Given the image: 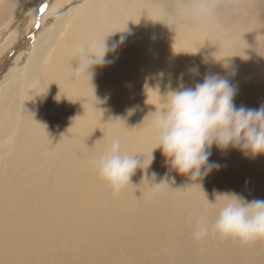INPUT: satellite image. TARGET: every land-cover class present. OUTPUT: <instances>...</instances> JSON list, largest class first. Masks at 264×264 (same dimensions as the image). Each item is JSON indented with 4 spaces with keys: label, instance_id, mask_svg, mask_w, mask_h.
<instances>
[{
    "label": "bare ground",
    "instance_id": "1",
    "mask_svg": "<svg viewBox=\"0 0 264 264\" xmlns=\"http://www.w3.org/2000/svg\"><path fill=\"white\" fill-rule=\"evenodd\" d=\"M192 5L193 0H0V147H5L0 151V263L264 264V239L242 242L211 231L203 240L193 238L201 214L214 221L224 203L218 193L264 199V155L252 158L213 147L210 162L220 168L199 185L171 169L161 150L150 148L156 138L145 127L153 111L167 108V92L180 84L194 86L206 73L227 75L216 61L225 55H236L229 70L235 75L228 77L238 88L235 105L264 104V0H241L238 14L234 0H217L224 37L237 39L229 51H218V37L192 17ZM172 13L183 14L186 22L172 25L167 15ZM125 27L107 37L109 47L125 37L107 57L111 64L95 68L91 80L74 72L71 52L77 41ZM110 121L136 127L138 148L132 154L144 157V169L138 168L119 193L90 162L92 146L98 144L94 160L102 136H122L108 127ZM107 148L104 144L103 151ZM29 152L34 157L26 158ZM151 153L166 164V173L176 174L177 184L188 180L189 189L199 185L203 195L183 201L152 185L150 194L159 190L160 195L142 198L143 178L160 182L149 168ZM66 154L84 164L82 174L71 176L74 165ZM29 166L43 168L50 179L24 177L21 170ZM56 168L63 171L59 179ZM16 177L22 179L11 203ZM150 206L170 207L156 223ZM130 213L140 215L141 224Z\"/></svg>",
    "mask_w": 264,
    "mask_h": 264
},
{
    "label": "clouds",
    "instance_id": "2",
    "mask_svg": "<svg viewBox=\"0 0 264 264\" xmlns=\"http://www.w3.org/2000/svg\"><path fill=\"white\" fill-rule=\"evenodd\" d=\"M234 3V14H238L241 0H234ZM216 4L217 0H193L191 15L195 20L208 24L209 30L218 37L215 43L218 51H229L231 45L224 37V24L216 19ZM167 15L172 25L186 22L183 14ZM125 30L126 27L102 37L88 35L77 41L71 52L72 61L76 64L74 72L87 75L91 80L95 68L111 64L113 61L107 57L116 52L125 37L121 36L111 47L107 37ZM233 56L236 55L216 59L227 75L206 73L202 81L194 86L180 84L167 92V108L158 113L153 111L151 126L156 147L152 153L156 149L161 150L165 163L179 174L188 176L194 183L199 184L200 179L220 168L219 163L210 162L213 147L221 152L237 149L252 158L264 155V104L258 108L235 105L238 88L228 78L235 75L234 70L229 71L230 58ZM140 156L122 152L121 142L115 138L91 164L113 191L119 193L131 183V177L138 168L144 169V157L142 155L141 159ZM151 184L155 187L160 185ZM217 196H222L224 203L219 207L213 222L209 223L207 215L198 217L193 232L195 240L205 239L210 231L242 242L264 239V199L249 200L234 191L218 193Z\"/></svg>",
    "mask_w": 264,
    "mask_h": 264
},
{
    "label": "rangeland",
    "instance_id": "3",
    "mask_svg": "<svg viewBox=\"0 0 264 264\" xmlns=\"http://www.w3.org/2000/svg\"><path fill=\"white\" fill-rule=\"evenodd\" d=\"M26 19H28V17H26ZM191 24H196V23L194 21H192ZM26 33H24L23 35H25ZM232 36L233 35H231V37H227V39L229 41L232 38V41H230V43L237 40L235 37H232ZM214 69H215V67H214ZM118 102L119 101H116V103H118ZM152 108H155V107H152ZM108 127L113 129L114 131L121 132L122 136L117 134V133H109V134L102 136L103 143L100 145V152L98 155H96L94 157V159L97 158L103 152V145L105 144L108 147L111 144L112 140L115 138H118L120 140L122 152L127 153V154H132L134 151L137 150L138 146H137L135 139H134L135 135H136V127L132 126V127L126 128V127H124L122 121H118V122L110 121L108 123ZM145 129L148 132H153L151 122H149L146 125ZM151 146L155 148L156 142H153L152 144H150V148H151ZM97 147H98V144L92 146V159H93L94 150ZM4 149H5V147H0L1 152H3ZM72 151L74 153H77L76 149H73ZM30 157H34L33 152H29L26 154V158H30ZM65 158L74 165V170H73L71 176H73V173L74 174H82L81 171H82L84 164L74 162V158L70 155H67V154L65 155ZM56 159L61 161L63 159V156L60 153H58L56 155ZM92 159L90 160V162L92 161ZM151 159L152 158H149V168H150L151 172L155 173L157 176H160V182H159L160 185L159 186L161 189H165L166 191H168V192L174 194L175 196L181 198L183 201H190V200H193L195 197H199V196L203 195V191H202L201 186L195 185V186H191L189 189V185L187 184V183H189L188 180L182 181L181 183L177 184L176 183V181H177L176 174H174L173 172H169V171H167V173H166V171L164 170L166 164L162 160L152 159V161H151ZM2 164H3V160L0 161V169L2 168ZM53 166H56V165H53ZM43 171H44L43 168L35 169L34 167L29 166L25 170H21V174L26 178H30L33 176H44L45 175V177H48L50 179V176L48 174H45ZM54 172L57 174L58 179L63 174V171L60 168L54 169ZM64 177L68 178L66 176H64ZM163 178H165L166 181H164ZM21 179H22V177H16L13 184H12V187H11L12 192H11V196H10L11 203L14 202L15 197L18 195V192L20 189L18 183ZM252 180H254V178H252ZM151 183H152L151 179H149V178L144 179L143 178L142 186L139 189V194L142 196V198H144L145 200H149V201L155 199L156 197H158L160 195L159 190H157L154 195L150 194V189L152 187ZM167 186H169L168 189H166ZM181 189H182V191H180ZM106 201H108V198L106 199ZM168 207H170V206H166L164 208H168ZM148 208H149L150 216L156 220V223L159 222L162 218L167 216L168 211H163L164 208L156 209L153 206H150ZM81 214H84V213H81ZM81 214H79V216H81ZM125 214L126 213L123 212V217L126 216ZM10 216L14 217V210L13 209L10 210ZM129 216L132 218H135L136 221L139 217H141L140 215H136V217H134L131 213L129 214ZM132 224H134V223H132ZM135 224H141V223L138 222ZM133 232L134 231H132V230L126 231V233H128L130 235H133ZM261 240L262 239H259L258 241H261ZM126 243L129 246V248L126 251V253H128L129 251H131L130 246L132 245L133 240L128 241ZM126 253H123V254H126ZM0 264H5V263H0Z\"/></svg>",
    "mask_w": 264,
    "mask_h": 264
},
{
    "label": "snow or ice",
    "instance_id": "4",
    "mask_svg": "<svg viewBox=\"0 0 264 264\" xmlns=\"http://www.w3.org/2000/svg\"><path fill=\"white\" fill-rule=\"evenodd\" d=\"M45 9H44V7H41L40 9H39V11H41V12H43Z\"/></svg>",
    "mask_w": 264,
    "mask_h": 264
}]
</instances>
